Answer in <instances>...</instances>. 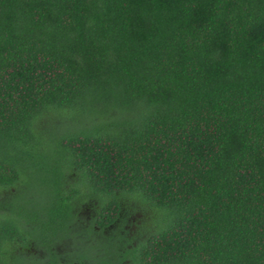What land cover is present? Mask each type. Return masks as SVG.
I'll list each match as a JSON object with an SVG mask.
<instances>
[{"label":"trees","instance_id":"1","mask_svg":"<svg viewBox=\"0 0 264 264\" xmlns=\"http://www.w3.org/2000/svg\"><path fill=\"white\" fill-rule=\"evenodd\" d=\"M0 264H264V0H0Z\"/></svg>","mask_w":264,"mask_h":264}]
</instances>
